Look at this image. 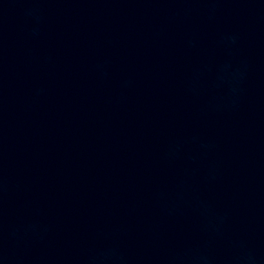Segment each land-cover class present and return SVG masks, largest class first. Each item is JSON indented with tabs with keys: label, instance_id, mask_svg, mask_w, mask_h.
I'll use <instances>...</instances> for the list:
<instances>
[{
	"label": "water",
	"instance_id": "95a60500",
	"mask_svg": "<svg viewBox=\"0 0 264 264\" xmlns=\"http://www.w3.org/2000/svg\"><path fill=\"white\" fill-rule=\"evenodd\" d=\"M0 264H264V0H0Z\"/></svg>",
	"mask_w": 264,
	"mask_h": 264
}]
</instances>
